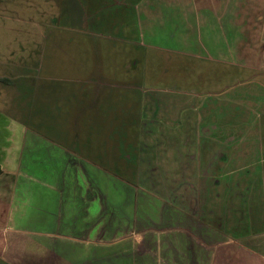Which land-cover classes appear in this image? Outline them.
<instances>
[{"label":"crops","instance_id":"obj_1","mask_svg":"<svg viewBox=\"0 0 264 264\" xmlns=\"http://www.w3.org/2000/svg\"><path fill=\"white\" fill-rule=\"evenodd\" d=\"M69 2V18L86 20L74 22L73 33L79 28L83 36L91 29L123 35L121 20L128 10L139 39L158 42L160 37L166 50L178 55L203 46L216 65L232 69L233 77L227 87L197 100L171 96L163 102L153 99L147 108L131 98L138 110L135 123L164 136V145L149 144L148 155L154 157L148 163L158 178L154 188L166 197L157 198L151 189L139 191L159 204L156 224H144V232L135 229L134 222L130 228L121 207L106 208L112 189L131 191L130 185L113 178L115 169L143 177L138 138L118 144L114 138L99 143L93 136L87 144L83 136L72 145L71 138L65 144L40 138L21 143L8 134L3 142V133L21 135L28 129L23 118L7 115L13 112L11 106L0 109V264H264V0ZM99 15L89 29L86 24ZM114 17L116 25H108ZM104 48L74 44L68 51L88 50L99 56ZM8 84L13 86L14 80L0 77L2 96L10 102ZM102 87L96 85V99L104 95L96 91ZM67 92L51 87L35 93L45 99L46 94L53 110L74 112L77 96L72 100L74 92ZM88 111L77 114L89 117ZM86 123L90 127L74 130H100ZM115 125L108 124L107 130ZM129 144L135 146L130 154ZM161 147L163 160L156 156ZM30 154L43 160L32 173L25 170L24 161ZM41 206L49 209L47 215Z\"/></svg>","mask_w":264,"mask_h":264},{"label":"rangeland","instance_id":"obj_2","mask_svg":"<svg viewBox=\"0 0 264 264\" xmlns=\"http://www.w3.org/2000/svg\"><path fill=\"white\" fill-rule=\"evenodd\" d=\"M70 10L72 6L69 0H0V77L7 76L14 80L13 86L7 85L8 92L12 94L10 102L2 96V89L0 90V109L8 111V106H11L13 112L9 110L7 115L19 120L20 117L23 118L28 129L21 135L16 131L13 134L3 133L1 141L9 138L8 134L13 139H20L21 143L23 140L28 142L32 138H40L46 142L65 144L71 138L72 145L77 143V138L83 136L87 144H91L93 136L99 143L107 138L113 141L115 139L118 144L129 143L138 138L137 143L142 144L140 172H144L143 177L133 173H120L115 169L113 178L122 181L120 183L124 186L130 185L131 191L121 194L117 188L112 189L106 208L113 211L116 207H121L122 219L130 224L134 222L135 229L137 226L144 232V224H156L159 204L146 200L142 191H139L146 192L145 189H151L157 193V198L166 197L162 190L154 188L158 178L150 173L148 163L150 158L154 157L148 155L149 144H158L159 147L164 145V136L162 131L150 134L147 129L143 130V126H139L138 122L135 123L138 110L136 105L135 108L131 105V98H137L147 108L153 99L163 102L171 96L197 100L206 97L207 93L215 94L217 90L230 85L233 75L229 71H233L227 66L216 65V60L211 59V53L204 51L203 46L178 55L166 50V44L160 37V44L149 41L146 36L139 39L133 31L132 15L128 10L123 12L125 19L121 20L123 35L102 34L101 31L91 29L93 21H99L101 15L98 19L85 23L91 29L89 35H81L79 32L84 30L79 28L73 33L74 22L84 23L86 20L78 18L74 21L69 18ZM116 22L114 17L108 20V25H116ZM154 43L160 48L154 46ZM74 44L108 48L99 51V56L96 52L90 53L88 50L68 51V47ZM96 62L101 64L92 67ZM114 63L117 65L114 66ZM25 78L30 79L24 81ZM87 78L92 82H87ZM97 84L104 85L96 90H103L104 95L96 99L94 92ZM51 87L62 91V94L67 91L74 92L70 94L72 100L77 96L74 112L63 107L60 112L53 110V102L46 94L45 99L42 98L43 94L38 97L35 93L37 89L43 92V89ZM74 104L72 102L70 106L72 109ZM141 107L142 105L140 111L143 113L144 107ZM88 109V114L91 115L89 117L77 114L78 111ZM22 111L25 112L24 115H20ZM148 116L149 114L146 117ZM188 116L194 117L193 113ZM86 122L94 123V128L100 130H74L77 127H90ZM113 123L116 125L107 130L108 124ZM13 142L18 144L16 140ZM127 148L130 154L135 146L129 144ZM164 152L162 147L158 150L156 156L159 160L164 159ZM24 161L25 170L32 173L34 166L43 160L37 154H30ZM103 164L108 169L113 168L111 163ZM46 165L47 163L45 167ZM119 165L125 167L122 162ZM161 179L160 183L164 178ZM169 197L167 195V198ZM40 208L44 215H47L49 209L45 206ZM112 213L114 217L119 215ZM112 213L110 212V215ZM135 218L139 220L138 224ZM130 228L133 229L132 224ZM153 230L157 231L155 226ZM63 254L70 261L69 255L64 252Z\"/></svg>","mask_w":264,"mask_h":264},{"label":"trees","instance_id":"obj_3","mask_svg":"<svg viewBox=\"0 0 264 264\" xmlns=\"http://www.w3.org/2000/svg\"><path fill=\"white\" fill-rule=\"evenodd\" d=\"M0 173H1V171H0Z\"/></svg>","mask_w":264,"mask_h":264}]
</instances>
